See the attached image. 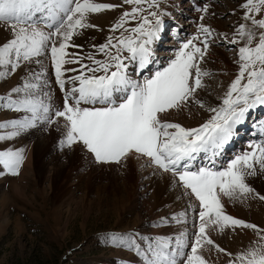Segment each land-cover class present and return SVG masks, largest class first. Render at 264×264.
<instances>
[{
	"label": "snow or ice",
	"instance_id": "6c2138e0",
	"mask_svg": "<svg viewBox=\"0 0 264 264\" xmlns=\"http://www.w3.org/2000/svg\"><path fill=\"white\" fill-rule=\"evenodd\" d=\"M238 8L229 34L205 22L215 17L208 0H0V80L16 81L0 94V110L14 114L0 119V177L20 174L27 147L12 145L34 134L89 167L127 170L134 160L142 180L164 181L181 210L144 231L98 232L99 245L122 251V264H209L205 252L225 264H264V228L224 204L264 203L250 183H264V119L252 124L259 140L217 164L237 126L264 106V0H240ZM185 11L195 14V32L181 39ZM105 12L116 15L103 42L77 43L90 29L103 33L92 17ZM165 32L179 47L161 64L155 46ZM221 42L233 46L237 68L214 103L201 93L213 75L205 66L211 47ZM192 107L207 118L196 126L171 119ZM229 230L255 239L233 254L212 238Z\"/></svg>",
	"mask_w": 264,
	"mask_h": 264
},
{
	"label": "rangeland",
	"instance_id": "374dc122",
	"mask_svg": "<svg viewBox=\"0 0 264 264\" xmlns=\"http://www.w3.org/2000/svg\"><path fill=\"white\" fill-rule=\"evenodd\" d=\"M208 2L215 17L210 16L205 22L217 31L230 34L234 22L239 18L240 0ZM128 7L125 6L126 10ZM182 7L187 9L188 4L185 2ZM115 15V12L94 14L93 23L96 24L100 17L104 22L96 24L103 28V33L92 29L94 35L86 32L77 43H85L86 40L91 43L103 42ZM194 16V13L185 11L179 17L181 39L195 32L192 23ZM155 47L157 57L163 64L172 50L179 47V41L165 32ZM232 60V45L221 42L211 47L205 66L213 75L204 80L205 89L201 93L204 98L210 95L214 103L218 102L216 97L222 94L235 75L237 66ZM15 82V77L0 80V94H4ZM13 115L0 110V119L12 118ZM207 116L204 110L198 111L192 107L190 112L174 113L171 119L185 126H196ZM261 119H264L263 106H257L248 113L245 123L237 126L238 134L218 158V166L226 164L233 155L248 150L247 145L251 140L260 139L259 135H255L258 129H253L252 124ZM3 146L4 142H0V148ZM12 146H26L27 161L18 176L0 177V264H122V251L99 245L96 241L98 232L133 227L144 231L159 215L181 210L179 202L173 203L174 197L170 202L165 200L168 188L164 181L158 178L142 180L139 166L134 160L128 163L127 170L89 167L81 157L62 158L54 150L52 140L40 134L18 138ZM202 161L201 155L197 163ZM153 183L167 188L158 192V198ZM250 183L257 190L264 191L261 179H252ZM224 204L228 214L264 228V203L249 201L248 205L234 204L225 198ZM212 238L234 254L248 247L255 236L251 231L229 230L224 234L213 233ZM70 250L74 251L69 255ZM204 255L209 264H225V258L215 252H205Z\"/></svg>",
	"mask_w": 264,
	"mask_h": 264
},
{
	"label": "bare ground",
	"instance_id": "6f19581e",
	"mask_svg": "<svg viewBox=\"0 0 264 264\" xmlns=\"http://www.w3.org/2000/svg\"><path fill=\"white\" fill-rule=\"evenodd\" d=\"M111 15V14H110ZM104 16V15H103ZM100 23H104L103 21H102V18L100 17V19L98 20H96V24H100ZM92 29H90V30H88L87 32H90L92 35H94V30L93 31H91ZM263 108H264V106H263ZM240 126V125H239ZM243 130V129H242ZM255 135H259V133L257 132ZM39 141V140H38ZM232 142V141H231ZM231 142L229 143V144H231ZM228 144V145H229ZM227 145V146H228ZM230 146V145H229ZM29 150H30V148H29ZM33 151V150H32ZM31 153V152H30ZM75 158V157H74ZM30 159V158H29ZM27 161V160H26ZM153 186H154V188H156L157 189V191H156V193H157V195H156V198H158V196L160 195V193H158V192H160V191H166V186L165 185H161L160 183H156V184H154L153 183ZM168 191V190H167ZM159 194V195H158ZM174 196H172V195H170L169 194V192H168V196H166V198H165V200H167L168 199V201L170 202V200L173 198ZM174 199H175V197H174Z\"/></svg>",
	"mask_w": 264,
	"mask_h": 264
}]
</instances>
